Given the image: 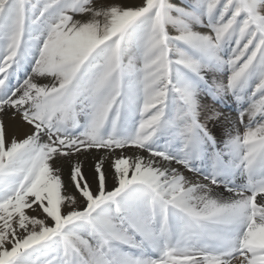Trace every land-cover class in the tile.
Wrapping results in <instances>:
<instances>
[{
  "label": "snow or ice",
  "instance_id": "6c2138e0",
  "mask_svg": "<svg viewBox=\"0 0 264 264\" xmlns=\"http://www.w3.org/2000/svg\"><path fill=\"white\" fill-rule=\"evenodd\" d=\"M0 264H264V0H0Z\"/></svg>",
  "mask_w": 264,
  "mask_h": 264
},
{
  "label": "rangeland",
  "instance_id": "374dc122",
  "mask_svg": "<svg viewBox=\"0 0 264 264\" xmlns=\"http://www.w3.org/2000/svg\"><path fill=\"white\" fill-rule=\"evenodd\" d=\"M122 2L124 3H134V2H137V0H122ZM92 163V160L91 158H89L86 162H85V169L86 171H88L89 169V165Z\"/></svg>",
  "mask_w": 264,
  "mask_h": 264
},
{
  "label": "bare ground",
  "instance_id": "6f19581e",
  "mask_svg": "<svg viewBox=\"0 0 264 264\" xmlns=\"http://www.w3.org/2000/svg\"><path fill=\"white\" fill-rule=\"evenodd\" d=\"M177 2H179V0H177ZM228 107H229V108H232V104L230 103Z\"/></svg>",
  "mask_w": 264,
  "mask_h": 264
}]
</instances>
